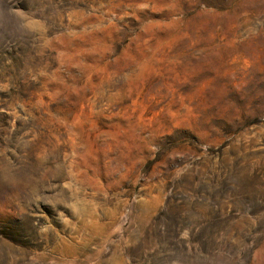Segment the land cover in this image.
<instances>
[{
	"label": "rangeland",
	"instance_id": "obj_1",
	"mask_svg": "<svg viewBox=\"0 0 264 264\" xmlns=\"http://www.w3.org/2000/svg\"><path fill=\"white\" fill-rule=\"evenodd\" d=\"M0 264H264V0H0Z\"/></svg>",
	"mask_w": 264,
	"mask_h": 264
}]
</instances>
